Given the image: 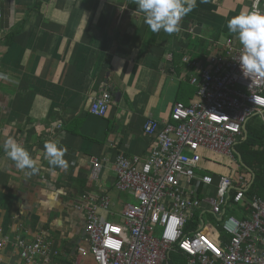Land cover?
<instances>
[{"label":"crops","instance_id":"crops-1","mask_svg":"<svg viewBox=\"0 0 264 264\" xmlns=\"http://www.w3.org/2000/svg\"><path fill=\"white\" fill-rule=\"evenodd\" d=\"M251 1L196 0L180 31L171 35L153 33L135 0L2 2L0 241L9 243L0 246V264H23L10 244L16 236L49 241L50 264L72 263L88 248L84 215L76 208L83 195L107 194L115 215L125 202L136 204L114 186L115 155L148 157L153 140L143 133L146 120L169 121L175 103L189 106L196 100L182 58L205 61L222 52L227 39L240 46L227 22L249 12ZM105 89L112 96L107 114L94 116L90 97ZM9 137L36 160V174L18 169L6 155ZM46 142L66 148L67 169L48 164ZM91 157L103 159L96 182ZM202 158L204 170L236 176L239 163L216 172L222 157L203 151ZM247 173L249 193L255 175ZM115 215L110 218L120 222ZM218 230L210 226L203 232ZM79 263L94 264L90 255Z\"/></svg>","mask_w":264,"mask_h":264},{"label":"built area","instance_id":"built-area-1","mask_svg":"<svg viewBox=\"0 0 264 264\" xmlns=\"http://www.w3.org/2000/svg\"><path fill=\"white\" fill-rule=\"evenodd\" d=\"M255 10L252 0L249 12ZM258 10L264 13V0ZM243 52L227 39L205 61L182 58L195 102L175 103L169 121L146 120L143 133L153 140L146 159L115 155L114 186L136 201L121 206L120 222L110 218L107 194L79 198L88 248L70 264L88 255L94 264H264V195H249V174L240 164L235 177L202 166L203 151L232 161L247 121L259 115L264 122V78L243 72ZM111 101L106 89L90 97V114L105 116ZM89 162L96 182L103 159ZM210 226L219 229L218 243L203 232ZM10 244L23 264H50L49 241L16 236Z\"/></svg>","mask_w":264,"mask_h":264},{"label":"clouds","instance_id":"clouds-1","mask_svg":"<svg viewBox=\"0 0 264 264\" xmlns=\"http://www.w3.org/2000/svg\"><path fill=\"white\" fill-rule=\"evenodd\" d=\"M259 2L256 0L257 10L231 17L227 28L229 32L238 34L243 46L244 52L239 58L243 72L264 78V13L258 10ZM135 3L145 14V23L153 33L163 30L169 35L180 31L181 20L196 6V0H135ZM3 149L18 169L29 170V175L39 171L36 160L14 138L6 139ZM44 150L49 165L68 168L69 162L64 159L66 148L56 142H46Z\"/></svg>","mask_w":264,"mask_h":264},{"label":"trees","instance_id":"trees-1","mask_svg":"<svg viewBox=\"0 0 264 264\" xmlns=\"http://www.w3.org/2000/svg\"><path fill=\"white\" fill-rule=\"evenodd\" d=\"M88 111H89V106H88ZM249 129L247 127L246 139L241 140L239 144L237 143L240 146V149H238L237 146V152L241 157L243 165L241 162H239V164L247 172H252L255 175V182L252 188L249 189V195H253L255 193L257 195L259 194L263 195L264 194V189H263L264 188V175H263L264 138L263 135L261 136L256 131ZM257 143L261 145L260 147L262 148L261 151L253 148V146H255ZM262 189L263 191L261 192ZM208 236L215 243H218L220 239L219 233H217L216 231H210Z\"/></svg>","mask_w":264,"mask_h":264},{"label":"rangeland","instance_id":"rangeland-1","mask_svg":"<svg viewBox=\"0 0 264 264\" xmlns=\"http://www.w3.org/2000/svg\"><path fill=\"white\" fill-rule=\"evenodd\" d=\"M214 3V2H213ZM246 125H247V127H248V129L250 128V129H252V130H254V131H256L259 135H263V138H264V122L262 121V119H261V117L259 116V115H256V116H253V117H251L248 121H247V123H246ZM12 126H14V124L12 125ZM30 126V125H29ZM14 127H18V125H16V126H14ZM47 129V128H46ZM249 129V130H250ZM18 131V130H17ZM43 131V130H42ZM45 131H43L42 133H44ZM251 132V131H250ZM45 139V138H44ZM238 144H239V142H238ZM238 144H236L235 145V150H237V146H238V149H240V146L238 145ZM261 147V145L259 144V143H257L255 146H253V148H255V149H258L259 151H261L262 150V148H260ZM90 160V159H89ZM232 161H229V160H227V159H225L224 157L223 158H220V161L218 162L219 164H220V166L219 167H217V171L216 172H218L219 171V169L221 170V171H223L224 169L226 170L227 168H225V167H230V168H232L233 167V163H239V159H238V155H237V153L236 152H234V159H231ZM212 162H215V160H213ZM224 166V167H222V166ZM219 168V169H218ZM118 217L119 215H115V217ZM204 220L205 221H208V218H204Z\"/></svg>","mask_w":264,"mask_h":264},{"label":"water","instance_id":"water-1","mask_svg":"<svg viewBox=\"0 0 264 264\" xmlns=\"http://www.w3.org/2000/svg\"><path fill=\"white\" fill-rule=\"evenodd\" d=\"M111 1H112V0H111ZM115 2H116V0H115ZM119 5H122V4L120 3ZM243 130H244V139H246V136H247V128H246V126L243 127ZM235 152H236L237 155H238V159H239V161L242 163V160H241L240 155L238 154V152H237L236 150H235ZM242 165H243V163H242Z\"/></svg>","mask_w":264,"mask_h":264}]
</instances>
